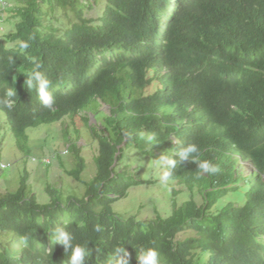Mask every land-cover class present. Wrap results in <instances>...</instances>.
I'll return each mask as SVG.
<instances>
[{
    "label": "trees",
    "instance_id": "1",
    "mask_svg": "<svg viewBox=\"0 0 264 264\" xmlns=\"http://www.w3.org/2000/svg\"><path fill=\"white\" fill-rule=\"evenodd\" d=\"M2 1L0 21L16 23L8 45L0 35V111L18 148L30 155L28 129L80 117L94 103L110 113L103 130L82 118L98 143L89 183L79 146L69 149L77 163L66 173L86 184L84 197L63 203L48 185L50 201L42 204L27 170L16 191L0 195V264H68L71 251L56 242L57 227L88 246L86 264H138L146 248L158 252L159 264H264V0H103L96 18L85 17L92 4L79 0ZM58 8L74 16L64 29L54 26ZM16 41L30 47L20 52ZM33 61L51 82L52 108L24 84ZM8 88L17 93L12 109L2 103ZM189 143L220 171L200 174L195 163L179 162L178 149ZM123 145L177 159L170 180L189 199L175 200L168 217L120 218L114 204L132 187L155 182L115 167ZM241 161L254 167L245 177ZM239 190L243 204L226 202ZM20 236L29 237L27 247Z\"/></svg>",
    "mask_w": 264,
    "mask_h": 264
},
{
    "label": "rangeland",
    "instance_id": "2",
    "mask_svg": "<svg viewBox=\"0 0 264 264\" xmlns=\"http://www.w3.org/2000/svg\"><path fill=\"white\" fill-rule=\"evenodd\" d=\"M82 4H92L93 9L85 8L84 14L87 18H96L101 15L104 1L99 0H79ZM2 4V3H1ZM67 12H70L66 16ZM58 20H54V26L65 28L69 19L74 16L68 9L64 11L58 8L55 14ZM8 18V15H5ZM15 23L0 21V35L2 41L8 45L5 35L15 31ZM91 111L83 112L80 117L67 118L59 124L42 125L37 128L28 129L30 138L29 146L31 154L26 155L17 146L8 118L5 112L0 111V195L6 192H14L20 186L22 175L27 170L29 175V186L37 195L40 203L45 204L50 201V196L46 192L47 186L55 187L62 195V202L66 203L69 197H84L86 184L78 182L70 177L66 170L76 167L77 161L70 152L72 143H77L81 150V156L86 161V169L82 175V180L89 183L96 175L97 166L95 157L98 153V143L92 137L89 127L82 120L83 117L91 119L90 127L98 130L104 129L105 115L110 113V108L101 103H94ZM70 141L66 139V132ZM79 131V132H78ZM124 149L121 164L116 161L115 167L129 170L131 174L143 180L155 181L152 184H144L132 187L127 198L116 202L113 206L115 213L122 219L135 218L137 220H152L157 214L168 217L173 212V204L176 200L178 205L184 204L190 197L188 190L177 181L170 180L162 184L160 176L163 175L162 167H157V159L150 158L137 152L133 147ZM122 156V155H120ZM239 172L243 177L247 176L254 169L251 162L241 161ZM174 190L178 191L175 197ZM244 190H239L231 194L227 199L235 204H243ZM197 200L202 202L198 195ZM3 241L9 239V235H1Z\"/></svg>",
    "mask_w": 264,
    "mask_h": 264
},
{
    "label": "clouds",
    "instance_id": "3",
    "mask_svg": "<svg viewBox=\"0 0 264 264\" xmlns=\"http://www.w3.org/2000/svg\"><path fill=\"white\" fill-rule=\"evenodd\" d=\"M16 46L20 52L25 51L30 47L29 43L24 41H16ZM9 61L15 64V60L10 56ZM41 64L39 62L33 61V67L28 70L24 75V84L27 85L28 89L36 88L37 94L46 108H52L55 104L54 96L48 91L51 82L46 78V76L39 71ZM17 96L15 88H8L4 94V99L2 100L3 106L12 109L16 103L14 97ZM143 136L144 133H141ZM155 139L154 135L149 134L147 136L148 142H152ZM178 155V160L181 163L192 162L197 165V170L200 174H215L220 171L219 165L211 163L209 160H199V148L195 143H189L184 147L178 149L176 153ZM177 164V159L168 158L161 156L157 162L156 166H166L167 169L164 171L163 175L160 176V181L162 184H166L172 176L171 169H174ZM94 230L99 232L101 227L99 224L94 225ZM56 242L62 245L64 251H71V255L68 259V264H86L87 258L90 255V250L87 245L73 244V235L67 231L64 227H57L55 229ZM20 243L22 246L27 247L29 243L28 236H20ZM120 252H125V249H118L117 254ZM138 264H159V254L153 248L141 249L139 256L137 257ZM120 264H129L127 259L121 258Z\"/></svg>",
    "mask_w": 264,
    "mask_h": 264
},
{
    "label": "built area",
    "instance_id": "4",
    "mask_svg": "<svg viewBox=\"0 0 264 264\" xmlns=\"http://www.w3.org/2000/svg\"><path fill=\"white\" fill-rule=\"evenodd\" d=\"M1 3H2L4 6L6 5V4H5V1H2V0H1Z\"/></svg>",
    "mask_w": 264,
    "mask_h": 264
},
{
    "label": "water",
    "instance_id": "5",
    "mask_svg": "<svg viewBox=\"0 0 264 264\" xmlns=\"http://www.w3.org/2000/svg\"><path fill=\"white\" fill-rule=\"evenodd\" d=\"M109 108V106H107Z\"/></svg>",
    "mask_w": 264,
    "mask_h": 264
}]
</instances>
